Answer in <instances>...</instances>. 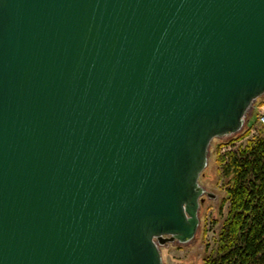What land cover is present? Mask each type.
I'll return each instance as SVG.
<instances>
[{
    "label": "water",
    "instance_id": "water-1",
    "mask_svg": "<svg viewBox=\"0 0 264 264\" xmlns=\"http://www.w3.org/2000/svg\"><path fill=\"white\" fill-rule=\"evenodd\" d=\"M262 97L264 0H0V264H163Z\"/></svg>",
    "mask_w": 264,
    "mask_h": 264
},
{
    "label": "trees",
    "instance_id": "trees-1",
    "mask_svg": "<svg viewBox=\"0 0 264 264\" xmlns=\"http://www.w3.org/2000/svg\"><path fill=\"white\" fill-rule=\"evenodd\" d=\"M220 143L216 164L224 178L228 205L215 245L206 252L202 264H264V131L235 151L219 156L222 144L245 138L254 127Z\"/></svg>",
    "mask_w": 264,
    "mask_h": 264
},
{
    "label": "rangeland",
    "instance_id": "rangeland-1",
    "mask_svg": "<svg viewBox=\"0 0 264 264\" xmlns=\"http://www.w3.org/2000/svg\"><path fill=\"white\" fill-rule=\"evenodd\" d=\"M263 99L264 97L257 100L248 121V123L251 121L255 124L251 130L256 128L255 130L258 133L260 127L256 123L257 107L261 105ZM249 135L250 133L243 139L226 145L222 144L218 155L224 157L223 155L227 152L235 151L239 147L244 146L250 140ZM229 139H215L211 143L207 168L199 179V184L211 195V198L205 195L203 203L200 204V225L194 240L188 244H169L162 247L163 264H202L206 252L215 245L228 208L227 204L222 207V201L225 196L223 187L225 180L221 176L220 165L216 164V152L218 145L224 141L225 144Z\"/></svg>",
    "mask_w": 264,
    "mask_h": 264
},
{
    "label": "built area",
    "instance_id": "built-area-1",
    "mask_svg": "<svg viewBox=\"0 0 264 264\" xmlns=\"http://www.w3.org/2000/svg\"><path fill=\"white\" fill-rule=\"evenodd\" d=\"M256 121H257L256 122L257 126H259L264 131V99H263L261 105L259 107H257ZM255 129L250 131V135H249L250 140H252L253 138H255L259 135V133Z\"/></svg>",
    "mask_w": 264,
    "mask_h": 264
}]
</instances>
